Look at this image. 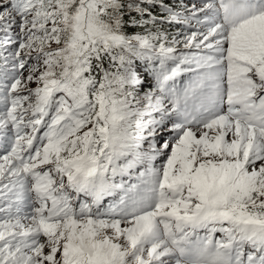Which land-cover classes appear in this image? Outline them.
<instances>
[{
    "label": "snow or ice",
    "instance_id": "6c2138e0",
    "mask_svg": "<svg viewBox=\"0 0 264 264\" xmlns=\"http://www.w3.org/2000/svg\"><path fill=\"white\" fill-rule=\"evenodd\" d=\"M13 27L0 264H264V0H0Z\"/></svg>",
    "mask_w": 264,
    "mask_h": 264
},
{
    "label": "trees",
    "instance_id": "16d2710c",
    "mask_svg": "<svg viewBox=\"0 0 264 264\" xmlns=\"http://www.w3.org/2000/svg\"><path fill=\"white\" fill-rule=\"evenodd\" d=\"M173 2H177V3H181V4H186L188 3V0H165V3H173ZM192 2H196V0H192ZM178 11L180 9H177ZM155 13H159L160 9L156 8L154 10ZM132 17H134L135 19H139L138 16H136L135 13H132ZM125 21H129L130 17L129 16H125L124 17ZM162 32H165L168 35L169 40H171L173 37L177 36V33L183 32L185 34L189 33L190 30H195V28L197 27H202L201 25H195L193 23V25L189 26V25H180V24H175V23H166L164 25H159L158 26ZM150 30V28H148ZM144 31H147L146 28L144 26H137V25H133L131 23H127L125 25V27L122 29L123 34L125 35H130L134 32H141V33H146ZM150 31H155V29H152ZM148 32V31H147ZM9 38H11L12 41L16 40V33L14 32V28H12V30L8 33L7 36H5L3 33H0V44H3V47H0V56H8L9 53L13 52L15 50L14 48V44H10ZM180 39H182V37H179ZM132 59L133 65L135 67H138L139 69H137V72L140 74V72L142 71L143 77L145 76V78H143L141 81H146L147 84H152V79L150 78V76H147L145 74V69L141 68L139 66V63H141V58L140 57H130ZM0 63H2V61H0ZM146 66V65H144ZM9 75H11V73H9ZM181 87V84L179 85ZM143 88L141 89V93L145 92L148 87L147 86H142ZM153 87V86H151ZM107 199V198H106Z\"/></svg>",
    "mask_w": 264,
    "mask_h": 264
},
{
    "label": "rangeland",
    "instance_id": "374dc122",
    "mask_svg": "<svg viewBox=\"0 0 264 264\" xmlns=\"http://www.w3.org/2000/svg\"><path fill=\"white\" fill-rule=\"evenodd\" d=\"M14 28V32L15 33H17L19 30L17 29V28H15V27H13ZM146 30L147 31H150V30H152V28H150V30L148 29V28H146ZM147 31H144V32H146V33H141V32H134V33H132V34H130L129 36H133V35H137V34H139V35H144V34H147ZM154 32V31H153ZM227 45H225V47H226ZM177 48H178V50H182V51H195L194 49H192V50H185V49H183V45L181 44V45H179V46H176ZM177 54H179V51H178V53ZM141 58V63H139V66L143 69H145V74L147 75V76H150V78L152 79V84L150 85V86H153V87H151V88H155V79H154V76H153V74H152V69L154 68V67H158L159 66V60L158 59H156L155 57H151V56H146V57H140ZM144 65H146V66H144ZM169 66H173L172 65V62L170 61L169 62ZM194 67V66H193ZM137 69H139L138 67H136V70ZM137 74H138V76H139V78L142 80L143 78H145V76L143 77V75H141V74H143V72L141 71L140 72V74L137 72ZM24 75L25 76H27L28 75V73L27 72H25L24 73ZM195 79V73H189V72H185V73H182L178 78H177V80H176V83H177V86L178 87H180L179 85L181 84V87H184V86H186V85H188L189 83H190V81H192V80H194ZM28 87H30V88H35L36 87V85H35V83H31V84H29L28 85ZM148 87V86H147ZM143 87L142 86H140V87H138L137 89H136V91H138V93H139V96H143V94H144V92L143 93H141V89H142ZM129 91H131L132 89H128ZM149 90V87H148V89L146 90V91H148ZM145 91V92H146ZM139 96L137 97V98H139ZM120 97H119V95H117V99H119ZM141 147L143 148V149H146L147 148V144L146 143H142L141 144ZM121 163H123L124 161L123 160H121L120 161ZM163 163V159L162 158H157V160L156 161H154L153 162V166L154 167H156V168H159L160 166H161V164ZM137 168H139V170L140 171H143L144 170V166L143 165H137ZM131 173H132V179H131V183H137L138 181H137V179H136V176H137V172H136V170L135 169H133V170H131ZM128 179V177L127 176H125V180H127ZM204 233L203 232H201V235H203ZM219 235V234H218Z\"/></svg>",
    "mask_w": 264,
    "mask_h": 264
}]
</instances>
